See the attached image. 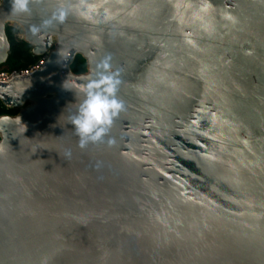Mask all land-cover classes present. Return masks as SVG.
I'll use <instances>...</instances> for the list:
<instances>
[{"label":"water","instance_id":"95a60500","mask_svg":"<svg viewBox=\"0 0 264 264\" xmlns=\"http://www.w3.org/2000/svg\"><path fill=\"white\" fill-rule=\"evenodd\" d=\"M11 7L0 65L9 23L51 52L0 82L21 108L0 116V264H264V0ZM78 55L88 72H72ZM101 64L124 109L81 148L69 116Z\"/></svg>","mask_w":264,"mask_h":264},{"label":"clouds","instance_id":"9594fccd","mask_svg":"<svg viewBox=\"0 0 264 264\" xmlns=\"http://www.w3.org/2000/svg\"><path fill=\"white\" fill-rule=\"evenodd\" d=\"M12 14L27 13L30 11V0H11ZM66 13L63 9L53 13L45 25L53 21H63ZM100 71L97 78L91 80L84 92V99L79 105L75 114L69 116V122L72 124L75 135L79 138V146L86 147L89 143H104L113 121L123 111V102L116 98L118 81L112 76L106 75L104 65H98ZM107 145L111 147L115 141L112 138L107 139ZM71 152L66 151L65 156L70 157Z\"/></svg>","mask_w":264,"mask_h":264},{"label":"trees","instance_id":"16d2710c","mask_svg":"<svg viewBox=\"0 0 264 264\" xmlns=\"http://www.w3.org/2000/svg\"><path fill=\"white\" fill-rule=\"evenodd\" d=\"M19 29L14 26L6 27V34L10 41L11 53L5 66H1L0 69H21L26 68L30 64L34 63L37 59V56H34L32 53V46L28 44L24 39H20L17 35ZM71 70L75 74H82L87 72V62L86 59L81 55H78L73 63L71 64ZM18 108H7L2 105L0 102V116L1 115H16L18 113Z\"/></svg>","mask_w":264,"mask_h":264},{"label":"built area","instance_id":"2783aa9c","mask_svg":"<svg viewBox=\"0 0 264 264\" xmlns=\"http://www.w3.org/2000/svg\"><path fill=\"white\" fill-rule=\"evenodd\" d=\"M21 39H23V36ZM48 56H49L48 53L42 56H37V59L35 60V62L30 64L26 68L14 69V70L0 69V82L10 83V80L14 78L15 76L20 77V76L30 75L34 73L46 62ZM1 66L2 65H0V67Z\"/></svg>","mask_w":264,"mask_h":264},{"label":"rangeland","instance_id":"374dc122","mask_svg":"<svg viewBox=\"0 0 264 264\" xmlns=\"http://www.w3.org/2000/svg\"><path fill=\"white\" fill-rule=\"evenodd\" d=\"M7 26H14V27H16V28H18L19 29V33H18V37L21 39L22 38V36H24V30H23V28L19 25V24H16V23H9V24H7ZM50 52H51V50L48 52V54H50ZM3 66H5V64L3 65ZM87 72H88V69H87ZM86 73V72H85ZM20 109L21 108H18L17 110H18V112L20 111Z\"/></svg>","mask_w":264,"mask_h":264},{"label":"bare ground","instance_id":"6f19581e","mask_svg":"<svg viewBox=\"0 0 264 264\" xmlns=\"http://www.w3.org/2000/svg\"><path fill=\"white\" fill-rule=\"evenodd\" d=\"M1 3H2V0H0V5H1Z\"/></svg>","mask_w":264,"mask_h":264}]
</instances>
